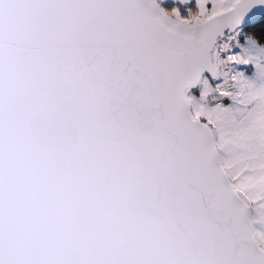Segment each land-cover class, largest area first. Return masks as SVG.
<instances>
[{
  "label": "water",
  "instance_id": "1",
  "mask_svg": "<svg viewBox=\"0 0 264 264\" xmlns=\"http://www.w3.org/2000/svg\"><path fill=\"white\" fill-rule=\"evenodd\" d=\"M146 0H0V264H264L185 90L239 0L189 39Z\"/></svg>",
  "mask_w": 264,
  "mask_h": 264
},
{
  "label": "rangeland",
  "instance_id": "2",
  "mask_svg": "<svg viewBox=\"0 0 264 264\" xmlns=\"http://www.w3.org/2000/svg\"><path fill=\"white\" fill-rule=\"evenodd\" d=\"M194 9L187 8L186 13L182 14L179 8L167 9L162 5L161 9L157 7V10L153 11V16L168 34L181 39H189L192 36L193 27L204 21L198 16L197 10L193 11ZM245 36L244 32L239 29L231 35V42L240 47L241 54L246 59L253 61L254 75H264V48L255 40ZM230 44V42L226 43V47ZM214 54L213 62L215 61ZM215 66L216 74L219 76V68L217 64ZM239 66L244 68L243 79L238 76L239 85L235 93L227 98L222 106H215L211 103L209 95L214 93L215 86L206 73L202 74L195 88L185 90V98L191 117L202 121L208 127L218 160L233 189L245 203L252 237L264 252L263 134L258 131V126H254V132L248 131L247 126H221L225 122L226 114L234 109L237 96L245 90V80L250 70L245 61L242 63L241 58ZM238 113L240 114V111Z\"/></svg>",
  "mask_w": 264,
  "mask_h": 264
},
{
  "label": "crops",
  "instance_id": "3",
  "mask_svg": "<svg viewBox=\"0 0 264 264\" xmlns=\"http://www.w3.org/2000/svg\"><path fill=\"white\" fill-rule=\"evenodd\" d=\"M146 1L150 4L153 10H157V7H160L161 9L162 5L164 4H177L182 7H188L192 4L198 11V16L205 20L227 11L228 9L232 8L239 0ZM243 40L244 38L242 39L241 43L243 42ZM241 59L242 63L244 61L246 62L250 70L247 74V80H245V90H243V92L237 96L234 102V109L231 113L229 112L226 114L224 118L225 122L221 126H247L248 131L252 132L255 131L254 126H258V131L261 132L264 137V75L255 76L253 73V71L255 70L253 61L250 59H246L243 54H241ZM239 105H241V107ZM238 111H240V114L238 113Z\"/></svg>",
  "mask_w": 264,
  "mask_h": 264
},
{
  "label": "built area",
  "instance_id": "4",
  "mask_svg": "<svg viewBox=\"0 0 264 264\" xmlns=\"http://www.w3.org/2000/svg\"><path fill=\"white\" fill-rule=\"evenodd\" d=\"M230 37L231 35L225 39H219L213 49L219 76L214 73V78L211 81L214 83L215 89L209 98L215 106H222L225 100L235 93L239 85L238 76L243 79L244 68L239 66L241 50L236 43L231 42ZM229 42L231 44L226 47V43Z\"/></svg>",
  "mask_w": 264,
  "mask_h": 264
},
{
  "label": "trees",
  "instance_id": "5",
  "mask_svg": "<svg viewBox=\"0 0 264 264\" xmlns=\"http://www.w3.org/2000/svg\"><path fill=\"white\" fill-rule=\"evenodd\" d=\"M164 8L172 9V8H179L180 12L182 14L186 13V9H194V5H189L188 7H182L177 4H164ZM194 9L193 11H195ZM242 32L251 39L255 40L259 45H261L264 48V17H262L260 20L255 22L252 25H249L247 27H244L241 29Z\"/></svg>",
  "mask_w": 264,
  "mask_h": 264
},
{
  "label": "bare ground",
  "instance_id": "6",
  "mask_svg": "<svg viewBox=\"0 0 264 264\" xmlns=\"http://www.w3.org/2000/svg\"><path fill=\"white\" fill-rule=\"evenodd\" d=\"M215 64H216V60L213 62V66H214V72L216 73V66H215Z\"/></svg>",
  "mask_w": 264,
  "mask_h": 264
}]
</instances>
